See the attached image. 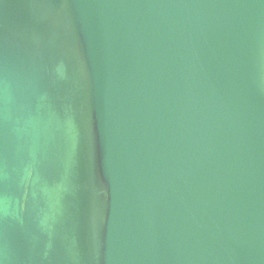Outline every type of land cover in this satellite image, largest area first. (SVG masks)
Listing matches in <instances>:
<instances>
[{
	"label": "water",
	"instance_id": "water-1",
	"mask_svg": "<svg viewBox=\"0 0 264 264\" xmlns=\"http://www.w3.org/2000/svg\"><path fill=\"white\" fill-rule=\"evenodd\" d=\"M0 264H264V0H0Z\"/></svg>",
	"mask_w": 264,
	"mask_h": 264
}]
</instances>
